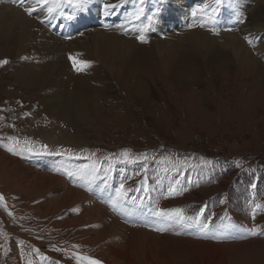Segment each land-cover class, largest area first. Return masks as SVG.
<instances>
[{"label":"rangeland","instance_id":"1","mask_svg":"<svg viewBox=\"0 0 264 264\" xmlns=\"http://www.w3.org/2000/svg\"><path fill=\"white\" fill-rule=\"evenodd\" d=\"M225 1L232 7L230 0ZM6 2L14 7L12 0ZM232 3L234 17H238L240 7ZM257 6L264 14V0H242L241 24L230 30L236 34L238 27L243 28V21ZM183 28L191 31V26ZM114 29L106 31L115 32ZM177 31L172 35L178 38L171 44L176 41L181 48L169 47L168 33L163 39L156 33L152 37L161 44L151 39L142 47L128 46L123 55H99L100 58L93 54L103 41L93 37L83 44L85 50L76 51L82 53L81 60L69 56L72 72L68 70V74L66 67H59L65 84L57 87L47 82L42 54L27 46H12L0 28V60L9 61L0 67V264H206L202 251L194 245L211 242L169 236L189 244L180 248L176 241L170 243L148 230L135 229L129 237L133 228L116 220L112 223L104 205L72 182L84 177L82 173L56 170L61 158L71 165L78 154L83 165L92 157L97 170L113 166V162L128 165L127 176H133L139 184L151 179V175L158 178L180 166L210 167L217 172L218 185L184 194L168 205L215 200L210 202L213 213H231L247 224L251 222L248 211L259 205L254 212L264 224V70L250 60L264 64V32L256 42L243 39L247 47H242L251 52H247L250 58L226 51L224 32H214L210 35L218 41L223 54L211 52L186 66L182 57L187 59L191 53L192 36L189 33L179 38L182 29ZM114 44L123 47L122 43ZM258 47L260 52L255 51ZM168 48L180 58L171 56ZM52 57L58 61L55 54L48 55L49 60ZM86 58L94 64L91 71L98 67L90 74L96 78L86 79L90 85L87 94L72 81L74 76L78 82L86 70L77 71L79 64L74 66V61L86 62ZM107 59L110 64L104 65L102 61ZM27 67L35 73L25 79L28 91L17 85V74ZM39 74L41 78H37ZM56 78L53 77L55 82L60 80ZM34 82L41 88L32 87ZM57 92L74 101L77 113L83 117L71 111L64 119L41 109V101ZM56 128L63 131L59 140L48 135ZM125 152L129 160L137 163L138 172L133 162H122ZM95 184L104 186L99 181ZM153 185L158 184L152 181ZM248 186L260 189L261 196L254 203H248V195L241 197L237 192L238 187L240 193L248 192ZM88 190L93 193L96 188ZM222 244L212 243L220 246L216 256L221 254L225 264H264V238ZM110 246L127 255L128 260L113 256ZM194 253L200 255L198 259ZM89 259L94 260L89 263Z\"/></svg>","mask_w":264,"mask_h":264},{"label":"bare ground","instance_id":"2","mask_svg":"<svg viewBox=\"0 0 264 264\" xmlns=\"http://www.w3.org/2000/svg\"><path fill=\"white\" fill-rule=\"evenodd\" d=\"M235 1H236L235 5H237L238 0ZM186 2H187L186 4L187 6L185 7L182 6L183 2H181L180 0H161L159 4H158V0H143L142 4L140 0H87V3L83 6L81 10L80 8L77 7H75L74 9H70L66 4V1L61 0V3L51 4L47 6L56 9L55 14L50 15L48 12L45 14H39V11H44V12L47 11V7L41 9L39 5L35 4V0L33 1L31 0L30 3L33 4L32 5L33 7L37 8V11H34L31 15H29L25 11V8H21V7L16 8L9 5L5 0H0V28L5 33L7 39L9 40L10 44H12V46L19 45L22 48L27 46V49H29L30 51L38 53L39 55L42 54L41 56H43V59L45 58L44 59L45 68L43 69V71L45 77L47 78V82L58 87L59 85L63 86L65 84L64 80L62 79L64 76L61 75V70H59V67L60 68L66 67L65 72L69 74L68 70L71 71L69 66L70 65L69 56L74 55L78 59H80L82 53L76 51H80L81 50L80 48L85 50L86 46L83 47V44L87 43L93 37L100 38L103 41V44L100 46V48H98L96 54H93V57L96 58V55H98V57L100 58L99 55L102 56L103 55L111 56L114 54L123 55L129 49L128 46L142 47L145 44H148L149 41L153 39L152 35H155L156 33H158L157 37L160 36V34L162 33L164 34L168 33L169 35H171L169 36V41H167L169 47L181 48V45L175 44L176 41L174 44H171L173 43L175 38H178L177 36L175 37V35L172 34H177L178 33L177 30L180 28V26L190 27L191 25V31L186 32V29L180 28L182 29V33L180 34L179 38H185L186 35L190 33L189 35L192 36L191 39L193 40L192 43H190V45L188 44L191 47V53H188V55H186L187 59H185L186 57L184 58V55L182 57L184 65L191 66L199 58L211 52L223 54V49H220L217 44L218 41H216V39L212 38L210 35L216 32L217 29L216 24L212 21L213 18L209 19L210 17L209 9H211L212 5L210 6V8L209 5L196 7L197 8L196 19L191 20L190 14L192 13V10L195 9L194 7L195 3H193L192 0H186ZM105 4H115L116 6L113 9H105L103 7V5ZM202 8L206 9L207 11H201ZM260 8L261 7L257 6L255 9H251L250 14L248 15V17H246L247 19H245L244 21V25H242L244 27L241 29H239L238 27V32L236 34L233 33L232 30L223 31L225 35L224 42H225L226 51L235 53L237 56L244 55L246 57H249V54L251 55L250 51L248 52L245 51L246 49L245 50L243 49L242 46H244L245 48L247 47V45L244 42L245 40L243 39L248 38L256 42L257 39L263 35L262 33L264 32V24L262 23V21L264 18V14L260 10ZM240 10H242V8H238V14L237 13L236 14L238 15V17L240 16L243 17L242 14H240ZM154 12L157 15L156 17L157 21L155 20L154 15L152 14ZM142 13L147 14V19L142 17L141 15ZM70 15L72 16L71 20L73 27L69 25V19L67 18ZM257 15H260L261 19H256ZM137 16H139V19H137ZM102 19H104L105 22L111 21V24L112 22H115L116 31L115 32L106 31L101 25L100 20ZM196 21L198 22V25L196 24ZM205 21L208 23V25H212L211 28L209 29L203 28ZM52 22L54 23L53 25L51 24ZM96 24L97 27H94ZM144 24L146 25L143 26ZM200 24H203V26L201 27ZM79 31H81L80 34L82 36L78 34ZM260 34L262 35L258 37ZM139 35H143L147 40V43H141L140 40L137 39V36ZM158 38L163 39L164 37L162 35V37H158ZM263 38L264 36L262 37L261 40H263ZM152 41L154 44L156 43L161 44V40L153 39ZM114 43H122L123 50ZM92 46L93 45L90 44L89 47L91 54L94 50L92 49L93 48ZM259 50L260 47L256 48L255 51L258 52ZM167 52L171 56L180 58V54L173 53V50L170 48L167 49ZM7 53L12 54L13 51H8ZM49 54H55L58 61L57 60L55 61L53 57L52 60H49L48 58ZM86 54L88 56V52ZM86 59H87L86 62L90 66L86 67V70L83 72V75H81L82 73L80 74V76L83 77L82 78L80 77L78 82H77L78 77H74V76L72 81H73V86H76L80 90V92L82 93L85 92L87 94V92L90 89V85L88 82H86V79L89 77L90 80L96 78V76L91 77L90 74L93 73L94 71H98V67L94 68L91 71V69L94 67V64L92 63V61H90V59L88 58ZM250 60L252 63H254L259 68L264 70L263 63H261L260 61H255L253 58H250ZM66 62H67V66H66ZM102 62H104V65L110 64V61H108V59L107 61L103 60ZM17 75L20 78L19 82L21 83L20 84L18 82L17 85L23 87L28 91L29 86L28 83L25 82V79L35 75V73L30 71V68L27 67L24 69V71L20 70L19 74ZM74 75L79 76L77 74ZM53 77H57L56 79L59 78L60 80H56L55 82ZM37 78H41V74H39V77ZM31 86L34 88H39V89L41 88L36 82L32 83ZM43 107L45 108L43 110H46L47 112L55 113L57 117H63L64 119L69 117V113L71 111L73 112L76 111L75 109L76 106L74 101L72 102L71 100L68 99V97L65 98L62 92H57L55 94H52V96L42 100L41 109ZM70 107H72L71 110ZM77 111L75 114L79 118H82L83 116L77 113ZM48 135H50V137L52 136L58 138L57 140H59V138L63 136V131L60 128H56ZM59 165H63L65 167L66 163L65 161H60ZM103 209L105 210L106 217L107 216L110 217L112 223H115L114 220L118 221L119 223L121 222L120 220L112 216L108 211H106L105 208ZM96 217L97 219H100V215L97 214ZM134 231L135 229L131 230L129 237L132 236V233ZM148 233L155 236H161L149 231ZM169 236L170 235H162L161 237L163 238L165 237V240H168V242L170 243H174L173 241L176 240L170 238ZM175 238L178 239V237ZM132 240L134 241L136 239L132 237ZM176 242L178 244V247L180 248L189 246L187 242L186 243L182 241H176ZM216 245H223V244L221 243ZM194 247L202 251L201 255L203 259L206 260V264H225L224 257L221 256V254L219 256H216L220 252V250L218 249L220 246L212 245V243H201V244H195ZM109 250L111 251V254L115 256L117 259L118 258L127 259L126 257L127 255L116 251L114 247L110 246ZM15 251H16V247H15ZM118 256H123V257H118ZM194 256L198 259L200 255L194 253ZM215 257H217V259H215Z\"/></svg>","mask_w":264,"mask_h":264},{"label":"snow or ice","instance_id":"3","mask_svg":"<svg viewBox=\"0 0 264 264\" xmlns=\"http://www.w3.org/2000/svg\"><path fill=\"white\" fill-rule=\"evenodd\" d=\"M13 3H18V4H25L26 0H12ZM141 4L143 3V0H140ZM56 3H61V0H35V4L39 5L41 9H44L45 7H47L48 5H51V4H56ZM68 3L70 5H73L74 7H77V8H80L82 10L83 6L87 3V0H68ZM116 5L115 4H105L103 5V7L105 9H113ZM25 11L31 15L34 11H37V8L36 7H33V6H27L25 7ZM201 11H207L206 9H201ZM47 12L52 15V14H55L56 12V9L52 8V7H47ZM62 15V14H61ZM197 15V12L196 11H193L192 12V16L193 17H196ZM68 19H72V16H68L67 17ZM137 19H139V16H137ZM200 26L202 27L203 24H200ZM218 34V33H217ZM137 39L140 40L141 43H147V40L145 39V37L143 35H139L137 36ZM247 39V38H246ZM250 42V41H249ZM25 59H27L25 57ZM9 61L8 60H0V67H3L4 65L8 64ZM76 64H79V67H77V71H82L84 68L86 67H89L90 65L87 63V62H78V61H74V66ZM45 148L47 146H44ZM122 155L125 157V160L122 161V162H126V163H130V162H133L131 160L128 159V153L125 152V153H122ZM0 200H3V197L0 196ZM257 207H259L257 205ZM160 216L162 218H168V219H172V218H178L179 220L183 221L184 220V216L181 212V210L177 209V210H174L172 213H163L161 212L160 213ZM208 227L207 224L201 226V229L204 230ZM251 232L252 235H256L255 231L254 230H248ZM205 238H207V236H205Z\"/></svg>","mask_w":264,"mask_h":264},{"label":"crops","instance_id":"4","mask_svg":"<svg viewBox=\"0 0 264 264\" xmlns=\"http://www.w3.org/2000/svg\"><path fill=\"white\" fill-rule=\"evenodd\" d=\"M189 239H191V240H193V241H197V242H211V243H214V244H221V243L213 242V241H211V240H207V241H206L205 239H204V240H203V239H202V240H197V239H192V238H189ZM240 243H241V242H240Z\"/></svg>","mask_w":264,"mask_h":264}]
</instances>
